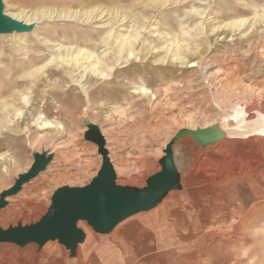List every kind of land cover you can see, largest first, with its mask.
Segmentation results:
<instances>
[{
  "label": "rangeland",
  "instance_id": "rangeland-1",
  "mask_svg": "<svg viewBox=\"0 0 264 264\" xmlns=\"http://www.w3.org/2000/svg\"><path fill=\"white\" fill-rule=\"evenodd\" d=\"M60 1L74 0H3L7 15L61 9ZM109 1L100 4L104 8ZM257 12L258 22L230 26L233 20ZM146 13L152 21L129 20L112 28L108 16L87 24L57 18L39 22L41 38L51 39L48 45L39 34L0 35V100L15 95L16 103L8 104L23 108L24 119L40 105L64 126L53 132L31 127L26 134L20 125L8 124L7 109H0V154L9 151L16 158L15 165L0 162V194L29 170L34 153L54 157L45 172L7 199L8 205L0 210V227L35 224L48 212L58 188L91 183L102 156L98 146L86 139L87 121L105 139L116 183L135 188L146 187L148 179L161 171L166 146L179 131L217 126L226 136L207 146L191 136L182 137L174 144L180 188L110 234L96 233L81 221L78 226L86 239L75 256L59 241L42 248L5 243L0 244V264H102L99 247L125 229L130 231L124 236L125 253L131 258L122 259V264H264V138L227 135L221 125L232 126L233 121L218 119L224 106L217 104V99L242 103L252 116L257 103L264 107V0H183ZM111 29L114 39L102 44V36ZM136 31L140 40L134 54L120 56L115 38ZM72 35L107 64L94 71V60L68 58V63L54 62L36 77L26 76L49 62L58 43L75 44L65 39ZM179 48L182 60L177 59ZM48 69L54 77L43 75ZM100 70L105 76L98 77ZM209 119L216 120L204 127ZM41 137L44 140L36 143ZM254 162L258 166H251ZM141 230L146 233L140 234Z\"/></svg>",
  "mask_w": 264,
  "mask_h": 264
},
{
  "label": "water",
  "instance_id": "water-1",
  "mask_svg": "<svg viewBox=\"0 0 264 264\" xmlns=\"http://www.w3.org/2000/svg\"><path fill=\"white\" fill-rule=\"evenodd\" d=\"M34 25L18 21L5 13L0 0V34L31 32ZM89 131L86 139L94 142L102 156V165L90 184L84 187L63 186L52 196L48 212L35 224L3 229L0 227V244L24 247L38 244L42 248L50 241H59L75 256L77 248L86 239L79 223L85 221L96 233L110 234L119 224L136 214L156 208L167 195L180 188V174L174 152V144L184 136L198 140L201 146L222 140L226 133L213 128L183 129L168 143L161 159V171L152 175L144 188L120 186L116 183V170L105 139L97 126L86 122ZM34 161L28 171L21 173L15 183L0 194V210L8 205L7 199L17 195L26 183L45 172L53 162V155L34 153Z\"/></svg>",
  "mask_w": 264,
  "mask_h": 264
},
{
  "label": "bare ground",
  "instance_id": "bare-ground-1",
  "mask_svg": "<svg viewBox=\"0 0 264 264\" xmlns=\"http://www.w3.org/2000/svg\"><path fill=\"white\" fill-rule=\"evenodd\" d=\"M110 1H109V5L105 6L104 8L102 7V4H100V3H104L105 0H74L71 3H68L65 1H60L61 5L63 6L61 9H54V8L49 9L48 8V9H36V10H30V11L23 10L19 14H12V15L9 14V16L18 20V21H21L23 23L34 25V28L31 32L20 33L23 36H29V35H33V34H35V35L39 34V28H38V26H36L39 22H43L45 20L55 19V18L62 19L64 21H77V22H80L82 24H84V23L87 24L88 22L90 23V22H93V20H97L99 17L102 18L103 16H105V17L108 16L109 17L108 18L109 19L108 24H111V28L113 26H116L120 22H125V21H129V20H133L135 23L136 22H138V23L144 22L146 19L152 21L153 18L151 16H147L146 11H156V10L163 8L164 6L177 4L179 2H182L183 0H136V2L134 1L132 4H125L126 0H117L114 3H111ZM141 6H144L145 10L139 11V8ZM198 12H199V10H198ZM104 14H106V15H104ZM260 14L257 12L253 17H250V18L247 16V17H243L240 19H235L231 22L230 26L232 28H238V27L240 28L243 25H245V23H247V22H253V21L258 22L259 18L261 17ZM198 15H200V13H198ZM131 23H133V22H131ZM112 32H113V30L111 29L108 31V33L106 35L102 36V38H101L102 44L108 45V43L114 39L112 36ZM16 33H18V32H14V33H10V34H0V35L7 36V35H14ZM139 34L140 33L138 31H136V32H133L132 34H129V35H123L121 38H118V39L115 38L114 43L119 44V47H120L119 48V55L120 56L123 57V54L126 53V54H128V56L132 57V55L134 54L135 44L140 40ZM38 37L41 38V34H39ZM75 38H76L75 35H72L70 37L65 36L66 40H69V41H71V43H75L76 45L73 44L70 46H65L64 45L65 43H63V42L58 43L57 44V46H58L57 50H53V52H51V59L49 60V62L47 64H45L44 66H42L40 69L38 68L32 72L27 73L26 76L27 77H36L38 74L42 73V70L45 69V67L53 64L54 62L62 61V64L68 63L70 61V60H67L68 58L73 59L74 61H77V62H80V61L91 62V60H94L95 63L93 64V68H92V69H94V71H97L96 69H97L98 65L104 66L107 64L105 62V60L103 59V57H101V58L99 56L96 57V55H95L96 52H94L92 50L85 49L84 46L79 45L74 40ZM41 40H44L45 45L46 44L48 45L51 42L50 41L51 39L49 37H47L46 35H43ZM21 43L23 44L24 42H21ZM175 47H178V44H176ZM202 51H204V50H202ZM176 54H177V56H179V57H177L178 60L184 59L181 55L182 54L181 48L178 49ZM122 57H121V59L123 60ZM183 62H184V60H183ZM47 72L48 73L44 72L43 75L48 74V78L54 77L55 73L53 71H49V69H48ZM97 75H98V77L102 76V75L105 76V71L100 70ZM20 95L22 96L23 92H20ZM0 98H2L1 90H0ZM13 101H14V103H16V96L15 95L11 96L10 99H5L2 101L0 100V109H2V110L7 109L5 112L8 113L9 117L7 118L6 122L12 126H15L16 124L20 125L19 126L20 130L23 133H26V134L31 133L32 132L31 127H36L39 130L49 131V132H53L57 129L64 128L62 122L57 121L56 118L53 119L50 116H48L46 114L45 109H42L40 107V105L32 113L33 116L31 118L29 117V118L24 119L25 116H24V112H23L24 109L23 108H21V107L20 108H14V106L8 104V103H12ZM217 101L219 102L217 104H219L220 106L221 105L224 106L223 114L220 116V118L218 117V119L222 120L223 117L225 116L228 119L233 121L232 126H230L228 124H225V125L220 124L221 127L223 129H225V131L227 132V135L240 137L241 139H244V140H250L252 138H258L261 140L262 138H264V107L261 106V104L257 103L259 107L254 109L255 115L252 116L251 115L252 112H249L248 109H246V107H244L242 103H239V102H236V103H220L223 101V100L220 101V99H217ZM22 104L24 105V108H25V107H28L29 103H22ZM11 116H12V118H10ZM21 119H23V120L21 121ZM215 120L209 119V121H205L204 127L215 122ZM199 129H202V128H200V126H199ZM49 138L47 137V139H49ZM42 140H44V137L37 139L36 143L41 142ZM49 140H51V139H49ZM30 144L32 147L36 145L35 142H33V141L30 142ZM28 145H29V143H28ZM8 152L4 153V154H0V162H5L7 164H10V166L13 164L15 165L16 164L15 156H13L11 153H8ZM258 163L259 162L251 163L252 164L251 166H253V164L255 166H258ZM253 171H255V168Z\"/></svg>",
  "mask_w": 264,
  "mask_h": 264
},
{
  "label": "crops",
  "instance_id": "crops-1",
  "mask_svg": "<svg viewBox=\"0 0 264 264\" xmlns=\"http://www.w3.org/2000/svg\"><path fill=\"white\" fill-rule=\"evenodd\" d=\"M83 229L85 231H89L87 225L85 224H83ZM126 232H130V231L125 229L122 233L113 235L111 240H109L108 242L105 241L104 244L99 247L97 251L98 252L97 256H99L98 258L102 264H122V259H125V261L126 260L130 261L131 257L129 255L127 256V254L125 253L124 236L127 235ZM144 233H146V230L140 231V234L143 235ZM113 246L117 248L114 249ZM52 250H55V248ZM110 251H112V255L108 254ZM125 261H123V263ZM224 261H226V259ZM117 262H121V263H117Z\"/></svg>",
  "mask_w": 264,
  "mask_h": 264
}]
</instances>
